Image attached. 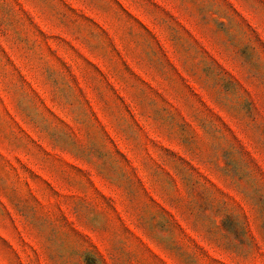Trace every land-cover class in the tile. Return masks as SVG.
<instances>
[{"label":"rangeland","instance_id":"1","mask_svg":"<svg viewBox=\"0 0 264 264\" xmlns=\"http://www.w3.org/2000/svg\"><path fill=\"white\" fill-rule=\"evenodd\" d=\"M0 264H264V0H0Z\"/></svg>","mask_w":264,"mask_h":264}]
</instances>
